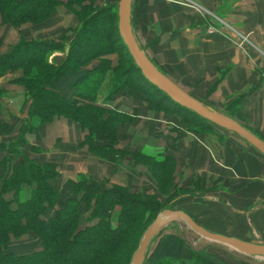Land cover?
Wrapping results in <instances>:
<instances>
[{"label":"crops","instance_id":"1","mask_svg":"<svg viewBox=\"0 0 264 264\" xmlns=\"http://www.w3.org/2000/svg\"><path fill=\"white\" fill-rule=\"evenodd\" d=\"M215 20L222 25L217 27ZM77 25V18L64 7H58L46 23L18 30L0 20V55L7 54L20 36L54 41L71 34ZM130 25L140 49L162 74L264 141V0H132ZM234 30L244 42L234 40ZM65 56L66 50L54 52L50 59L61 63ZM107 58L114 61L116 55ZM85 70L60 80L62 98L74 96ZM21 75L17 70L0 78V124L5 126L0 128V144L12 141L27 118L29 100L14 82ZM108 85L103 83L97 103L132 118L115 148L170 163L176 190L173 208L211 233L264 245V155L230 131L220 132V140L188 131L178 116L150 109L140 92L119 93L105 101ZM233 101L239 119L225 110ZM84 135L63 118L26 135L28 144L37 149L27 155L57 166L60 177L53 186L64 198L70 194L67 182L82 174L107 187L119 185L167 199V189L158 193L157 181L146 166L130 155L100 159L81 145ZM5 156L7 151L0 146V162ZM11 170L10 163L0 165L4 177ZM26 241L13 242L11 250L23 254L39 249L36 240ZM180 255L190 257L183 244Z\"/></svg>","mask_w":264,"mask_h":264},{"label":"trees","instance_id":"2","mask_svg":"<svg viewBox=\"0 0 264 264\" xmlns=\"http://www.w3.org/2000/svg\"><path fill=\"white\" fill-rule=\"evenodd\" d=\"M118 1L0 0L1 23L5 26L42 25L62 4L78 21L71 34L62 35L58 40L21 37L7 54L0 55V78L21 70L22 76L15 82L23 87L29 100L27 118L15 138L0 144L7 151L0 165H12L9 176L0 173V264H128L141 231L163 210H175L176 191L172 189L170 163L115 148L123 137V128L132 118L97 103L105 81L109 82L105 101L119 93L140 92L152 110L162 109L167 114V109L162 108L166 101L177 114L195 118L197 123L187 118L181 120L190 127L187 128L190 132L198 134L217 127L171 101L141 75L118 32ZM65 50L61 63L50 59L54 52ZM111 55L117 56L116 65L107 58ZM94 61L96 64L88 68ZM84 68L86 73L78 80L74 96L62 98L58 91L60 80ZM146 89H151L159 100L154 101ZM235 103L228 104L225 110L239 119L234 114L238 110ZM58 118L85 132L81 145L87 146L98 158L112 161L130 155L135 162L146 166L157 181L158 193L161 195L167 189V199L130 192L119 185L107 187L82 174L75 181L67 182L70 194L64 198L53 186L60 177L57 166L40 163L26 153L37 150L28 144L26 135ZM0 128L4 130L5 126L0 124ZM167 200L170 202L166 204ZM84 214H87L86 223L82 225ZM24 237L36 240L39 249L23 254L12 251L11 244ZM182 244L188 249L189 258L180 255ZM209 250L217 249L193 251L180 235L168 233L159 237L143 264H184L186 261L219 264Z\"/></svg>","mask_w":264,"mask_h":264},{"label":"water","instance_id":"3","mask_svg":"<svg viewBox=\"0 0 264 264\" xmlns=\"http://www.w3.org/2000/svg\"><path fill=\"white\" fill-rule=\"evenodd\" d=\"M132 0H119L117 8L118 32L141 75L171 101L192 111L211 124L235 133L264 155V141L244 128L239 122L206 106L162 74L137 44L130 25ZM175 224L183 243L193 251L208 247L222 251L245 264H264V245L214 234L196 224L186 213L165 209L144 231L130 264H143L150 243L169 225Z\"/></svg>","mask_w":264,"mask_h":264},{"label":"rangeland","instance_id":"4","mask_svg":"<svg viewBox=\"0 0 264 264\" xmlns=\"http://www.w3.org/2000/svg\"><path fill=\"white\" fill-rule=\"evenodd\" d=\"M65 0H62V2H64ZM119 2V1H118ZM58 7H64L63 6V4L62 5H59V6H57L56 7V9L58 8ZM0 20H1V16H0ZM215 22H216V25H217V27H220L222 24H220V22H219V20H215ZM2 25H4V24H2ZM24 25H31V23H26V24H22L20 27H18V28H14V27H11V28H13V29H16V30H18V29H20L22 26H24ZM233 38H234V40H236V42L237 43H239V41L241 40L242 42H244V39L241 37V34H240V32L238 31V30H234V32H233ZM21 39V36L19 37V39L16 41V43L19 41ZM32 39H36V38H32ZM39 39V38H38ZM40 40H42V39H40ZM58 40V39H57ZM42 41H45V40H42ZM15 43V44H16ZM15 44H13V45H15ZM12 45V46H13ZM10 49H11V47H10ZM117 56H116V58H115V60L112 62V64L113 65H116L117 64ZM22 76V75H21ZM20 76V77H21ZM19 78V77H18ZM14 82H15V80H14ZM16 83V82H15ZM17 84V83H16ZM19 85V84H18ZM21 86V85H20ZM109 86V85H108ZM146 92L148 93V95H150L151 96V98L154 100V101H157V100H159V97L157 96V95H153V91L151 90V89H146ZM162 108H166L167 109V111H168V113H167V115L169 116V117H171V116H178L179 117V119H180V122H181V120H183V118H187V119H190V121H192L193 120V122L194 123H197V121L195 120V118H192V117H190L189 115H185L184 113H181L180 115L179 114H177L176 113V110H175V108L174 107H172L171 105H170V103H168V102H164V103H162ZM225 111V110H224ZM159 112H163V110L161 109V110H159ZM175 112V113H174ZM164 113V112H163ZM220 113H223V112H220ZM223 114H225V113H223ZM225 115H227V116H229L228 114H225ZM230 117V116H229ZM230 118H232V119H234L233 117H230ZM236 119V118H235ZM240 121V120H239ZM183 123V122H182ZM185 125V124H184ZM242 125V124H241ZM202 126V128H205V125H201ZM185 127H186V129L188 128H190V127H188V125H185ZM187 129V130H188ZM192 129V128H191ZM220 132H223V133H225V132H227L228 133V131L227 130H225V129H222V128H220V127H212L210 130H206V131H201V132H198V134L199 135H201V136H212L215 140H220V139H223V137H222V134L220 133ZM129 191L130 192H134V193H144V192H138V191H131L130 189H129ZM176 191V190H175ZM145 194V193H144ZM169 197H172V196H169ZM168 201V200H167ZM170 201H168V202H166V204L167 203H169ZM118 210V209H117ZM161 213V212H160ZM158 215V214H157ZM86 217H87V214H84L82 217H81V224L82 225H84L85 223H86ZM157 217V216H156ZM155 217V218H156ZM155 220V219H154ZM154 220H152L151 221V223L154 221ZM150 223V224H151ZM149 224V225H150ZM148 225V226H149ZM147 226V227H148ZM147 227H145L144 228V230H142L141 231V233H140V238H139V240H138V243H139V241H140V239H141V237H142V235H143V233H144V231L147 229ZM168 233H176V234H179V230H178V228H177V226L175 225V224H169L161 233H160V235L157 237V238H155V239H153L152 240V242L150 243V245H149V248H148V252H147V254H146V258H147V256L149 255V253L151 252V250L154 248V246H155V243H156V241L159 239V237L161 236V235H164V234H168ZM27 240V241H26ZM21 242L23 241V242H25L26 241V243L28 242V241H32L31 239L30 240H28V238L27 237H24L22 240H20ZM18 242V241H17ZM256 244V243H255ZM27 246H29V247H31V245H27ZM137 246H138V244H137ZM137 248V247H136ZM136 248L133 250V252H132V254H131V256H130V259H129V263L128 264H130V262H131V258H132V255H133V253L135 252V250H136ZM34 248H30V249H28V250H33ZM209 252H211L212 254H213V256H214V259L216 260V261H218V263L219 264H233L235 261H233V260H236V259H234L233 257H231L230 255H228V254H226V253H223V252H220V251H217V250H209ZM238 261V260H237ZM231 262V263H230ZM184 264H190L188 261H186V262H184Z\"/></svg>","mask_w":264,"mask_h":264}]
</instances>
